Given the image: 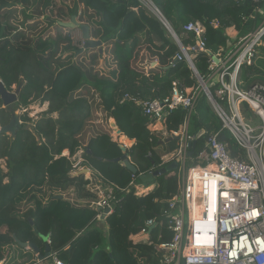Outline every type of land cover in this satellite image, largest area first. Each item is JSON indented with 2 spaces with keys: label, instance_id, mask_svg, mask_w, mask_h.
I'll use <instances>...</instances> for the list:
<instances>
[{
  "label": "trees",
  "instance_id": "trees-1",
  "mask_svg": "<svg viewBox=\"0 0 264 264\" xmlns=\"http://www.w3.org/2000/svg\"><path fill=\"white\" fill-rule=\"evenodd\" d=\"M150 1L185 48L196 40L184 33V27L204 25L207 53L194 60L202 77L212 56L220 49L228 54L239 38L254 32L264 20L259 14L264 0ZM66 3L0 0V80L9 91L22 88L17 109L49 103L35 122L28 113L21 116L23 125L16 137L0 135V264H35L32 245L39 251L50 248L52 256L44 262L57 257L66 264H161L156 247L173 238L166 212L178 195V178L169 173L145 183L141 176L171 165L162 164L161 158L178 148L169 132L180 129L186 112L169 114L162 130L155 132L149 129L154 122L139 103L164 100L171 96L173 83L186 90L197 80L185 60H174L181 49L163 22L138 1L77 0L72 9ZM69 12L104 44L88 60L77 57L70 31L61 26L50 31L53 15L63 20ZM146 47L158 64L150 69V76L130 66L135 54ZM240 81L245 90L264 85V39L253 64L243 67ZM10 118L0 99V126L8 125ZM112 123L134 142L125 153L113 140ZM189 131L205 133L198 139L197 151L206 138L216 136L232 157L242 159L205 96L199 98ZM65 151L71 157L82 151L94 175L113 186V212L105 222L109 232L99 229L100 211L64 197L74 192L79 201L97 199L84 173L72 174L68 159H56ZM125 161L138 174L122 166ZM151 186L148 194L137 195L136 187ZM149 220L158 226L151 232L152 244L146 245L139 237Z\"/></svg>",
  "mask_w": 264,
  "mask_h": 264
},
{
  "label": "built area",
  "instance_id": "built-area-1",
  "mask_svg": "<svg viewBox=\"0 0 264 264\" xmlns=\"http://www.w3.org/2000/svg\"><path fill=\"white\" fill-rule=\"evenodd\" d=\"M136 1L155 11L150 0ZM259 14L264 17V9ZM76 33L71 35L74 47L86 53L85 44L77 40ZM184 33L194 36L196 43L180 48L181 54L174 60L186 61L197 84L181 90L175 82L171 96L139 103L154 122L149 129L155 132L162 130V122L169 114L180 109L186 112L180 129L169 132L171 138L181 137L178 148L161 158L162 164L178 165L175 174L179 186L178 195L169 202L166 212L172 241L156 247L161 264H264V85L256 84L245 90L240 81L243 67L253 64L257 50L263 45L264 20L254 32L239 38L228 54L220 49L212 56L204 77L198 73L194 60L196 55L207 53L203 39L205 27L201 23H189ZM214 78L217 79L215 86ZM202 94L221 120L223 130L230 133L240 148L242 159L232 157L216 136L206 138L201 150L197 151L196 147L193 156H189L192 144H198V139L205 134L189 131L191 116ZM115 135L118 141V133ZM67 159L74 174L89 167L82 157ZM121 165L125 166L124 162ZM90 189L97 199L87 206L102 213L109 210V217L113 212V186H104L100 179ZM148 191L149 188L138 187L137 195ZM155 225L158 226L155 220L145 223L140 233L144 244H152L151 227ZM52 261L66 264L57 257Z\"/></svg>",
  "mask_w": 264,
  "mask_h": 264
},
{
  "label": "water",
  "instance_id": "water-1",
  "mask_svg": "<svg viewBox=\"0 0 264 264\" xmlns=\"http://www.w3.org/2000/svg\"><path fill=\"white\" fill-rule=\"evenodd\" d=\"M153 4V3H152ZM155 11L152 10L150 8V10L152 11V13L158 17L163 24L165 25L166 29L170 32V34L172 35L173 39L175 40V42L177 43V45L183 49V46L181 44V41L179 39V37L175 34V32L172 30V28L170 27V25L165 21V19L163 18L161 12L156 8V6L153 4ZM52 25L55 26H61L62 28H64L65 30L67 29H74V28H79L81 31H83V38L81 39V41H83L85 43V48L86 49H99L103 47V43L101 41H96L91 37V32L89 27L87 26H81L79 24V22L77 21L76 16L72 17V24H64L61 22H53ZM81 53L77 52V55L79 56ZM22 88L19 87L15 92L13 91H9L5 85L3 84V82L0 80V99L3 102V108L7 110V112L9 114H11V118L9 121V124L3 127H0V135H8L11 137H16L17 133L22 129V125L23 123L20 120V114L16 111L17 109V103L19 100V96L21 93ZM112 127L115 128V123H112ZM119 134H121V132L119 131ZM181 139V137H173L171 140L172 141H176L179 142ZM197 143H193L192 144V150L190 151L189 156L192 157L194 154V150L196 149ZM122 151L125 153L127 150V146L124 145L122 143V145H120ZM124 165L127 166L134 174H138V170L136 169V167L131 164L129 161H125ZM178 169V165L176 163L171 164L169 167L164 168V169H160L158 171H155L152 174L149 175H145V176H141V180L144 181L145 183H152L156 178L160 177V176H164L167 175L169 173H173L175 171H177ZM59 199H62V197H58ZM99 211V210H98ZM109 213V210H105L103 211L101 220H106L108 218L107 214ZM156 226L151 227V231L155 228ZM23 247L28 248V245H23ZM29 249H33L35 251L36 254H39V258L40 259H45V258H50L51 257V250L49 247H47L45 249L46 251V255L42 256L41 252L35 248V246H30Z\"/></svg>",
  "mask_w": 264,
  "mask_h": 264
},
{
  "label": "crops",
  "instance_id": "crops-1",
  "mask_svg": "<svg viewBox=\"0 0 264 264\" xmlns=\"http://www.w3.org/2000/svg\"><path fill=\"white\" fill-rule=\"evenodd\" d=\"M103 47H104V45H103ZM143 49H145V48H143ZM155 60H156V58H154L149 53V49H148V52L146 51V54H145V51L143 53L142 52L141 53L140 52H137L135 54V56H134V59H133L132 63H131V64H133V66L131 64H130V66L133 69H136L137 71H140V72H142V73H144L146 75H149L148 73H149L150 69H152L154 67H157V65H158V64H155ZM150 78H152V77H150ZM39 108H41V109L38 112L37 116L35 115V118H34L35 120L38 119V116L39 115H41L42 113H44V112H46L48 110L49 103L48 102L43 103V104H40L39 103ZM121 138H125V137L121 135ZM125 139H127V138H125ZM127 140H128V142H130V144L133 145L134 142L130 141L129 139H127ZM116 142H118V141H116ZM127 148H129V147H127ZM81 156H82V154H81V152H79L76 156L71 157L69 151H65L62 154V156L56 157V159H61V158L67 159V157H69L71 160H73V159H78ZM86 168L87 169L81 171L80 173H84L85 174V179L90 182V184L88 186V189L93 193V191L90 188L93 186L94 183L97 182V180H100V178L99 177H96L94 175V172L91 170V168H89L87 166H86ZM72 174H74V173H72ZM103 185L104 186H107L104 183H103ZM137 189H138V187H137ZM68 194L70 195V197H68V199H70L71 203L74 204V205L86 206V205L89 204L90 201H92V200L79 201V200H77L75 198L76 195H75L74 192H71V193L69 192ZM64 197H67V196L64 195ZM101 216H102V212H101ZM106 220H104V221L103 220H98V222L100 223V225H98V226L101 227V228H103V230H106L107 232H109L110 231V227L105 223ZM139 239H141V241L143 240L142 237H139ZM41 255L42 256H45L46 255L45 249L41 250ZM37 259L38 260L35 262V264H53V261L52 260L51 261L44 262L43 261L44 259H40L39 256L37 257Z\"/></svg>",
  "mask_w": 264,
  "mask_h": 264
},
{
  "label": "rangeland",
  "instance_id": "rangeland-1",
  "mask_svg": "<svg viewBox=\"0 0 264 264\" xmlns=\"http://www.w3.org/2000/svg\"><path fill=\"white\" fill-rule=\"evenodd\" d=\"M62 1H66V0H59V3L61 4L62 3ZM65 3V2H64ZM77 3V0H67V3H66V5H69V9H72L75 5L74 4H76ZM145 7V6H144ZM80 8H81V6H80ZM146 9H149V8H147V7H145ZM152 9V8H151ZM66 11H68L67 9H66ZM36 17H38V19H40V20H42V21H45V20H43L44 18L42 17V16H38V15H35ZM74 16H76L75 14H73V13H68V16L65 18V19H63V20H58L57 19V17L56 16H54L53 15V17L51 18V19H53V22H56V23H58V22H61V23H64V24H72V17H74ZM76 18H77V21L79 22V24L81 25V26H87L84 22H80L79 21V17L78 16H76ZM55 19V20H54ZM45 23H46V21H45ZM57 26H55V25H52L51 24V32H53L54 33V31H55V28H56ZM67 31H70V35H72V34H75L76 33V31H78V28H74V29H67ZM94 51H96V49H93ZM93 50H91V51H89L87 54H83V55H80V57H82L83 58V61H84V58L85 59H89V54L90 53H92L93 52ZM145 51V54H146V51L148 52V48L146 47L145 49H141V50H139L138 52H144ZM132 66H133V64H131ZM217 82V79L216 78H214L213 80H212V84L215 86V83ZM18 88H17V86H15V87H13V92H15L16 90H17ZM212 91L214 92L215 91V89H212ZM201 96H205L204 94H202ZM207 99V98H206ZM25 110H26V113H28L29 114V117L31 118V117H33V116H37V114H38V112L40 111V109L41 108H39V103H34L33 105H31V106H29L28 108H24ZM24 109H22V110H18V109H16V111L19 113V114H22V112H25V110ZM116 135H114V137H115ZM116 138V137H115ZM121 139H123V138H121ZM120 138L118 139V142L119 143H125L124 145H126L127 147H130L132 144H130V143H127V142H124L123 140H121ZM71 193V192H70ZM67 197H70V195L69 194H67L66 195ZM99 229H101V227H99ZM93 243L92 244H95V242L96 241H92Z\"/></svg>",
  "mask_w": 264,
  "mask_h": 264
},
{
  "label": "clouds",
  "instance_id": "clouds-1",
  "mask_svg": "<svg viewBox=\"0 0 264 264\" xmlns=\"http://www.w3.org/2000/svg\"><path fill=\"white\" fill-rule=\"evenodd\" d=\"M148 10L152 13V11H151L150 9H148ZM158 10H159V9H158ZM78 30H80V29L78 28ZM76 32H77V31H76ZM70 38H71V35H70ZM71 39H72V38H71ZM72 41H73V39H72ZM73 42H74V41H73ZM79 42H82V41L80 40ZM83 43H84V42H83ZM84 44H85V43H84ZM103 45H104V44H103ZM73 46H74V44H73ZM75 48H76V47H75ZM76 49H77V48H76ZM77 50H78L77 52H80V53H81L80 55H83V54H84V53H82L79 49H77ZM91 50H93V49H91ZM88 51H90V50L87 49V52H88ZM87 52H86V53H87ZM86 53H85V54H86ZM80 55H79V56L77 55V57H80ZM14 87H15V86H14ZM17 88H18V87H17ZM12 91H13V87H12ZM23 109H24V108H23ZM18 110H19V109H18ZM20 110H22V109H20ZM24 110H25V109H24ZM23 114H25V113L22 112V114H20V116H22ZM20 118H21V117H20ZM34 118H35V116L31 117V119L33 120V122L36 121ZM0 127H1V126H0ZM114 130H115V131H114V133L112 134L113 140L115 141V137H114L115 133H118V135H119L118 139H119V138L121 139V135H122V134H119V130H117V129H115V128H114ZM118 139H117V140H118ZM115 142H116V141H115ZM118 143H119V142H118ZM120 145H122V144L120 143ZM196 147H197V146H196ZM82 154H83V153H82ZM81 157H82V156H81ZM82 158H83V157H82ZM83 159H84V158H83ZM68 160H69V159H68ZM84 160H85V159H84ZM172 164H173V163H172ZM175 172H176V171H175ZM175 172H173V173H175ZM139 188H141V187H139ZM148 188H149L148 193L154 189L153 186L148 187ZM141 189H146V188H141ZM148 193H147V194H148ZM98 210H99V209H98ZM99 211L101 212V210H99ZM102 214H103V213H102ZM101 217H102V216H101ZM155 226H156V225H155ZM156 227H157V226H156ZM156 227H155V228H156ZM155 228H154V229H155ZM40 252H41V251H40ZM36 255L39 256V254H36ZM51 256H52V255H51Z\"/></svg>",
  "mask_w": 264,
  "mask_h": 264
},
{
  "label": "bare ground",
  "instance_id": "bare-ground-1",
  "mask_svg": "<svg viewBox=\"0 0 264 264\" xmlns=\"http://www.w3.org/2000/svg\"><path fill=\"white\" fill-rule=\"evenodd\" d=\"M83 36H84L83 31L78 30L77 33H76L77 40L80 41V40L83 38ZM121 140H123L124 142L130 143V142H128V140L125 139V138H123V139H121ZM124 144H125V143H124Z\"/></svg>",
  "mask_w": 264,
  "mask_h": 264
}]
</instances>
